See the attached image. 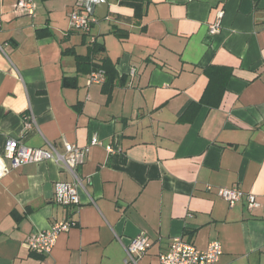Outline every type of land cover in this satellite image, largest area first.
<instances>
[{
    "label": "crops",
    "instance_id": "crops-1",
    "mask_svg": "<svg viewBox=\"0 0 264 264\" xmlns=\"http://www.w3.org/2000/svg\"><path fill=\"white\" fill-rule=\"evenodd\" d=\"M77 1L33 0L21 15L0 0V157L14 138L59 153L63 141L101 143L76 170L77 206L54 201L55 184L72 179L53 161L0 178V264H124L139 235L151 243L139 264H158L175 238L199 250L218 242L217 264H264V0H130L137 10L105 0L106 17L85 33L69 28ZM103 61L115 73L109 94L88 83ZM208 67L232 71L217 106L202 101ZM29 115L36 130L22 136ZM218 188L260 207L230 206ZM62 221L71 227L49 256L30 251L28 237Z\"/></svg>",
    "mask_w": 264,
    "mask_h": 264
},
{
    "label": "built area",
    "instance_id": "built-area-1",
    "mask_svg": "<svg viewBox=\"0 0 264 264\" xmlns=\"http://www.w3.org/2000/svg\"><path fill=\"white\" fill-rule=\"evenodd\" d=\"M105 3V0H78L77 9L69 15V28L72 31L87 32L91 26L98 23L96 8ZM33 0H16L14 12L21 15H33L35 12ZM222 12L216 14L215 20L208 26V34L214 36L220 31ZM94 39L91 38L90 43ZM131 70L130 74L133 75ZM105 81L103 70H95L89 73V84H101ZM35 120L32 115L24 117L22 136L36 130ZM101 145L96 137L91 138L88 145L80 147L63 141V153H59L51 144L47 149H34L25 147L19 139H8L4 145L3 156L0 157V178L7 175L11 170L26 164H37L43 161H53L66 171L71 182H58L54 186V201L65 206L79 205L78 189H83L82 181L76 170L81 165L93 146ZM112 152L111 147H107ZM8 160V165L2 163L3 159ZM206 190H211L210 186ZM216 195L230 206L245 200L249 211L256 210L260 204L253 194L245 193L236 188H218ZM71 227L68 221L55 223L49 230L31 235L26 240V245L32 252L47 257L50 255L57 237L67 232ZM151 248L150 241L139 235L131 240L125 248L124 264H139L142 258ZM222 255L221 245L218 242H211L204 250H199L192 244L181 238L171 241L166 252L158 257V264H217ZM42 264H46L45 262Z\"/></svg>",
    "mask_w": 264,
    "mask_h": 264
},
{
    "label": "trees",
    "instance_id": "trees-1",
    "mask_svg": "<svg viewBox=\"0 0 264 264\" xmlns=\"http://www.w3.org/2000/svg\"><path fill=\"white\" fill-rule=\"evenodd\" d=\"M121 6L125 7H130L135 10L140 9L141 5L135 1H130V0H121L120 1ZM45 34L44 30H38L37 31V36L41 37ZM115 35L120 37L117 32H114ZM92 52L97 53L104 51L103 46L97 44L94 40L92 43ZM84 58L77 57V63L78 65H83L85 63ZM92 71L95 70H103L105 73V81H104V87L106 88V91L109 92L111 91L113 87V82L115 79V73L111 65L105 61H103L100 65L98 64H93L91 67ZM204 74L206 75L208 79V83L206 86V89L204 91L202 101L203 102H213V106H217L220 103L222 94L224 93L225 89V84L226 81L229 79V77L232 74V71L227 68H219V67H208L204 69ZM63 85L65 87H74L75 86V80L70 79V78H64L63 79Z\"/></svg>",
    "mask_w": 264,
    "mask_h": 264
},
{
    "label": "water",
    "instance_id": "water-1",
    "mask_svg": "<svg viewBox=\"0 0 264 264\" xmlns=\"http://www.w3.org/2000/svg\"><path fill=\"white\" fill-rule=\"evenodd\" d=\"M97 17L100 18V19H104L106 17V13H107V10H108V5L106 3L102 4V5H99L97 8ZM15 139V138H14Z\"/></svg>",
    "mask_w": 264,
    "mask_h": 264
},
{
    "label": "rangeland",
    "instance_id": "rangeland-1",
    "mask_svg": "<svg viewBox=\"0 0 264 264\" xmlns=\"http://www.w3.org/2000/svg\"><path fill=\"white\" fill-rule=\"evenodd\" d=\"M87 38H88V42H90L92 37L91 36H88Z\"/></svg>",
    "mask_w": 264,
    "mask_h": 264
}]
</instances>
